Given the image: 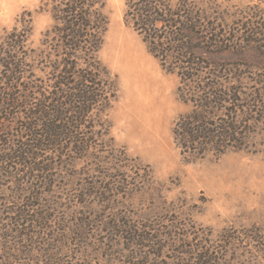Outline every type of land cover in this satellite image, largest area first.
Here are the masks:
<instances>
[{
  "label": "rangeland",
  "instance_id": "obj_1",
  "mask_svg": "<svg viewBox=\"0 0 264 264\" xmlns=\"http://www.w3.org/2000/svg\"><path fill=\"white\" fill-rule=\"evenodd\" d=\"M46 1L0 0V35L29 17L25 50L41 49L53 25ZM104 1L108 25L98 59L116 79V98L101 117L107 135L79 153L39 152V182L23 188L15 177L4 184V237L15 208L22 223L40 221L0 239V264H264V118L258 114L241 151L180 156L172 129L190 107L177 97L178 78L163 72L124 24L127 0ZM203 3L223 32L240 37L217 62L264 95V0ZM27 63L19 90L29 79L40 85L47 78L42 65ZM257 99L264 105V96ZM25 123L5 120L2 145Z\"/></svg>",
  "mask_w": 264,
  "mask_h": 264
},
{
  "label": "trees",
  "instance_id": "obj_2",
  "mask_svg": "<svg viewBox=\"0 0 264 264\" xmlns=\"http://www.w3.org/2000/svg\"><path fill=\"white\" fill-rule=\"evenodd\" d=\"M44 7L53 25L44 34L41 49L25 50L29 17L0 35V134L7 130L5 120L26 122L4 145L0 140V195L4 184L15 177H22L23 188L31 179L40 181L38 174L44 170L37 162L39 152L57 156L96 147L95 136L107 135L101 117L116 98V79L98 59L108 25L105 1L48 0ZM212 10L202 0L125 3L124 24L141 38L160 69L178 78L177 97L190 107L172 129L174 144L183 158L241 151L254 134L258 114L264 118V105L257 99L264 95L217 62L219 54L233 51L240 37L238 33L227 36ZM258 34L250 30L251 36ZM30 61L42 65L47 78L40 85L29 79L19 90V82L31 68ZM11 201L17 203L18 199ZM7 203L0 200L1 222V209L8 207ZM14 210L8 216H14L15 221L9 217L10 229L4 231L9 236L4 237L0 222V239L19 236L22 226L39 228L38 216L26 225L19 221L22 213ZM10 255L7 252V257Z\"/></svg>",
  "mask_w": 264,
  "mask_h": 264
},
{
  "label": "bare ground",
  "instance_id": "obj_3",
  "mask_svg": "<svg viewBox=\"0 0 264 264\" xmlns=\"http://www.w3.org/2000/svg\"><path fill=\"white\" fill-rule=\"evenodd\" d=\"M144 76H145V75H144ZM144 76H143V77H144ZM140 77H141V76H140ZM145 77H146V76H145Z\"/></svg>",
  "mask_w": 264,
  "mask_h": 264
}]
</instances>
